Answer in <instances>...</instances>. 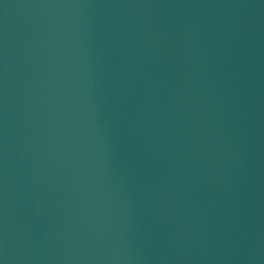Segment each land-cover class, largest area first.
Wrapping results in <instances>:
<instances>
[{"label": "water", "instance_id": "obj_1", "mask_svg": "<svg viewBox=\"0 0 264 264\" xmlns=\"http://www.w3.org/2000/svg\"><path fill=\"white\" fill-rule=\"evenodd\" d=\"M0 264H263L123 0H0Z\"/></svg>", "mask_w": 264, "mask_h": 264}]
</instances>
